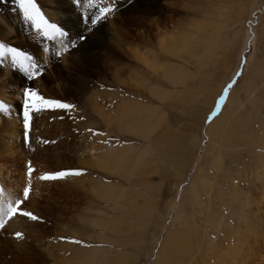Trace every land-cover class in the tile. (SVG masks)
Instances as JSON below:
<instances>
[{
  "label": "rangeland",
  "instance_id": "rangeland-1",
  "mask_svg": "<svg viewBox=\"0 0 264 264\" xmlns=\"http://www.w3.org/2000/svg\"><path fill=\"white\" fill-rule=\"evenodd\" d=\"M35 2L64 35H42L15 0H0V43L39 73L29 79L0 58L19 81L7 86L20 90L0 86L1 108L13 100L23 129L24 88L74 107L35 113L27 146L42 141L40 167L0 176V204L21 201L14 217L0 208V264H165L174 242L167 264H264V0ZM101 8L110 11L92 24ZM17 30L48 59L18 43ZM81 82L88 89L77 96ZM229 107L214 139L208 129ZM18 140L25 148L23 131ZM102 149L105 169L90 160ZM55 150L88 163L59 169ZM63 170L81 174L57 179L68 188L35 184ZM94 181L108 197L91 192Z\"/></svg>",
  "mask_w": 264,
  "mask_h": 264
},
{
  "label": "bare ground",
  "instance_id": "bare-ground-1",
  "mask_svg": "<svg viewBox=\"0 0 264 264\" xmlns=\"http://www.w3.org/2000/svg\"><path fill=\"white\" fill-rule=\"evenodd\" d=\"M74 18L75 17H72L71 20H73ZM68 21L66 22V20H63L62 22L64 24H66V23H68ZM22 27H24V25ZM22 30H23V32H25L24 29H22ZM262 30H264V27L261 29V31ZM262 33H264V31H262ZM14 36L17 38L18 43H25L26 45H28V48H30L32 50L34 55H37V53L39 51V56H42L45 60L48 59L46 53L44 52V50L43 49L41 50V47H42V42L41 41L39 43L32 44V43H30L28 41V39L24 36V34L23 35L21 34V32L19 30L16 31V34ZM79 57H78V59H79ZM149 63L151 64V62H146L147 65ZM153 66H154V64H152L150 67H153ZM12 72H14V71L10 70L7 65H5V67L0 70V78H2L0 86L8 89V92L12 91V93L13 92H18L19 93L20 90L18 88H16V87H8L7 86V83L12 81V80H13V82L19 83V81L15 80L14 78L12 79V77L10 76L12 74ZM16 72H17V70H16ZM86 86H87V83L81 82L80 83V87L75 92V94L77 96H82V95L84 96L86 90L88 89V87H86ZM0 93L2 94L3 97H5V98L8 97V96H6V94H3V93H6L4 90L0 89ZM6 99H8V98H6ZM10 101H9L10 103L7 102L8 103L7 104L8 107L3 106L1 108V105H0V108H1V110H0V176L3 177V176L6 175L7 177H10V176H12V174L17 173L16 175H18L21 178V176H22L21 168L23 167V165H25V164L27 165V163H29L28 167L31 166L32 168L34 167L36 169L35 166H39L38 165L39 162H37V161H39L40 158L44 157V155L46 153L45 152L44 153L40 152V150L44 149L41 146L42 144H40V142H42V141H40V142L37 141L38 144L37 143L34 144V141L30 140L29 145L27 146V143H25L26 146L24 148L23 142L18 140L19 133L21 134L23 129H22V126H21V122L19 120H17V119H14L11 116V113H13L15 111L11 112L12 101L13 100H10ZM93 107H94L93 108L94 110H96V111L98 110L99 111L100 115L102 114V112H103L102 111V106L99 105L96 101L94 102ZM232 110H233L232 107H229L228 109H225L224 111H222V113L219 115V117H217V119L214 120L215 122H213L211 124V126L209 127V129H208V132L211 135V137H215L214 139L217 138V140H218V138H220V134L222 132L221 123L227 118V116L229 115V113ZM103 117L106 118V116H103ZM246 129H247V127L243 128L242 131L244 133H246L247 132ZM2 136L5 139L1 138ZM34 139H36V138H34ZM36 140H38V139H36ZM60 146H62L61 143L59 144V148H60ZM61 153L62 154H60V153L57 154L56 150H55L54 154L52 155L49 152V155H51V158H53L50 161L53 162V163H58V165H59L58 168L59 169L60 168H70L71 165L73 164V162H69V159L75 161L78 158V160H76V161L79 162V165L82 164V163L83 164H87L88 163V160L86 158H84V157L82 158L81 156L77 157L76 155L74 156L73 152H61ZM49 159L50 158H48V160ZM62 159L65 160L64 163L60 162V161H62ZM94 159H96L95 160L96 165H98L102 169L106 168V163L107 162H106V158H105V154L103 152V149L100 151V153L97 155V157H91L90 158L91 161H93ZM8 163H10V164H8ZM102 164L104 165V167H103ZM99 172H101V171H99ZM102 173L105 174L104 172H102ZM103 174H102V177H104ZM12 177L15 178L14 176H12ZM22 177H24V176H22ZM94 182L95 183L94 184L92 183L91 185L92 186L93 185L96 186L95 187L96 189H94V190L92 189L91 192L95 193L101 200H102V198L104 199L105 197H108V195L105 196L103 194V192H102V190L107 191L106 190L107 188L103 189L104 187L102 186V184H103L102 181H94ZM12 184H14V183H12ZM35 184H46V186L48 184L49 185H56V184L66 185V183H62V182L60 183L59 181L57 182V180L56 181H50V180L49 181H42V182H38V183H35ZM88 185L90 186V184H88ZM65 188H68V186L66 185ZM64 191L66 192V189H64ZM51 196L55 197L56 194H51ZM3 197H7V196L3 195ZM7 199H9V198H7ZM109 199H110V197H109ZM8 204L9 203H7L6 205L0 204V208H1V210L3 212L7 211V208H8L7 205ZM178 246L179 245L177 244V242H174V243H171V244L168 243V245H164L163 248H167L166 255H168L169 258H172V257H175V255H176L175 251H177ZM167 260H166L165 264H167Z\"/></svg>",
  "mask_w": 264,
  "mask_h": 264
},
{
  "label": "snow or ice",
  "instance_id": "snow-or-ice-1",
  "mask_svg": "<svg viewBox=\"0 0 264 264\" xmlns=\"http://www.w3.org/2000/svg\"><path fill=\"white\" fill-rule=\"evenodd\" d=\"M18 8L22 11V14L25 19L31 21L32 26L38 30H42L41 34L53 38L55 35L63 36L64 33L60 31L55 24H50L41 13L40 9L37 7L35 0H15ZM110 11L109 8H101L100 14L91 20L92 24H95L97 20L106 18V14ZM51 30V32L49 31ZM81 40L84 39L83 36L80 37ZM10 55L12 59L13 66H19L24 69V71L29 72V79L33 76L38 75V72H32L31 69L35 68L36 65L31 63H26L30 61V57L27 56L22 51L16 49L15 47H7L5 44L0 43V58ZM231 87V85H229ZM224 92H228V88L224 89ZM23 97V138L27 143L29 139V131L31 127V121L33 116L37 112L49 110V109H66L70 110L74 106L69 103H64L59 99L46 98L44 95L40 94L37 90L32 88H24L22 92ZM225 97L221 95L219 100H223ZM221 107L220 103L217 102L216 109ZM215 111L212 115H215ZM27 172L29 175L32 174L33 168L28 167ZM80 170H63L54 173H45L39 177L42 181L57 180L64 178L68 175H80ZM23 194L25 198L29 196V188L25 187L23 189ZM16 206L12 204L8 205L7 212L5 215L9 217H14L18 214L17 207L21 204V201L17 200ZM22 216L28 217L33 221L39 219L36 215L29 211H23L19 213ZM4 227V222L0 220V228ZM16 237L19 239L22 237V234L17 232L15 233Z\"/></svg>",
  "mask_w": 264,
  "mask_h": 264
},
{
  "label": "water",
  "instance_id": "water-1",
  "mask_svg": "<svg viewBox=\"0 0 264 264\" xmlns=\"http://www.w3.org/2000/svg\"><path fill=\"white\" fill-rule=\"evenodd\" d=\"M222 101H223V100H220L219 103L221 104ZM217 110H219V109H217Z\"/></svg>",
  "mask_w": 264,
  "mask_h": 264
}]
</instances>
